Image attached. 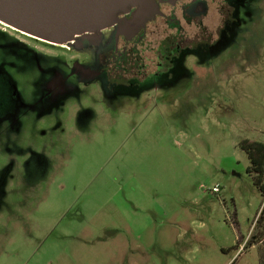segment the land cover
<instances>
[{
  "label": "rangeland",
  "instance_id": "rangeland-1",
  "mask_svg": "<svg viewBox=\"0 0 264 264\" xmlns=\"http://www.w3.org/2000/svg\"><path fill=\"white\" fill-rule=\"evenodd\" d=\"M249 1L244 45L197 76L0 121V264H264L240 147L264 143V0ZM7 48L0 61L35 100L34 63Z\"/></svg>",
  "mask_w": 264,
  "mask_h": 264
},
{
  "label": "flooded vegetation",
  "instance_id": "flooded-vegetation-1",
  "mask_svg": "<svg viewBox=\"0 0 264 264\" xmlns=\"http://www.w3.org/2000/svg\"><path fill=\"white\" fill-rule=\"evenodd\" d=\"M153 1L155 9L149 15H137L138 8L131 7L119 15L121 22L64 44L0 22V48L25 54L40 76L36 99H25L0 61V80L10 103L0 106V121L9 117L12 130L26 113L41 117L57 112L64 108L65 99L77 102L90 90L104 92V100L125 92L138 95L174 78L197 76L207 56L211 62L221 60L245 43L246 23L251 20L249 0ZM211 9L215 10L212 16ZM82 109L91 113L89 106Z\"/></svg>",
  "mask_w": 264,
  "mask_h": 264
},
{
  "label": "water",
  "instance_id": "water-1",
  "mask_svg": "<svg viewBox=\"0 0 264 264\" xmlns=\"http://www.w3.org/2000/svg\"><path fill=\"white\" fill-rule=\"evenodd\" d=\"M137 7L149 15L153 0H0V20L37 38L64 44L75 36L121 22L119 15Z\"/></svg>",
  "mask_w": 264,
  "mask_h": 264
},
{
  "label": "trees",
  "instance_id": "trees-1",
  "mask_svg": "<svg viewBox=\"0 0 264 264\" xmlns=\"http://www.w3.org/2000/svg\"><path fill=\"white\" fill-rule=\"evenodd\" d=\"M240 147L248 155L249 165L246 172L252 176L253 183L262 198L260 221H264V143L244 140L240 143Z\"/></svg>",
  "mask_w": 264,
  "mask_h": 264
},
{
  "label": "bare ground",
  "instance_id": "bare-ground-1",
  "mask_svg": "<svg viewBox=\"0 0 264 264\" xmlns=\"http://www.w3.org/2000/svg\"><path fill=\"white\" fill-rule=\"evenodd\" d=\"M0 22H2L3 24H6V25H8L7 23H5V22H3V21H1L0 20ZM8 26H10V25H8ZM10 27H12V26H10ZM12 28H14V27H12ZM14 29H16V28H14ZM18 30V29H17ZM23 32V31H22ZM30 35V34H29Z\"/></svg>",
  "mask_w": 264,
  "mask_h": 264
},
{
  "label": "built area",
  "instance_id": "built-area-1",
  "mask_svg": "<svg viewBox=\"0 0 264 264\" xmlns=\"http://www.w3.org/2000/svg\"><path fill=\"white\" fill-rule=\"evenodd\" d=\"M213 191H217V188H216V187H214V188H213Z\"/></svg>",
  "mask_w": 264,
  "mask_h": 264
}]
</instances>
